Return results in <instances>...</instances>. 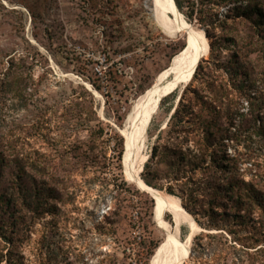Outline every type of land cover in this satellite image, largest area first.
I'll use <instances>...</instances> for the list:
<instances>
[{"label": "rangeland", "instance_id": "1", "mask_svg": "<svg viewBox=\"0 0 264 264\" xmlns=\"http://www.w3.org/2000/svg\"><path fill=\"white\" fill-rule=\"evenodd\" d=\"M182 1V11H177L181 20L202 32L209 46L217 38L222 41L218 52L210 58L209 51L200 60L204 62L197 76L162 98L152 111L139 177L145 185L177 198L184 209L176 183L163 176L173 172L184 177L187 168L178 161L193 162L201 157L202 171L185 185L198 190L200 202L195 209H184L197 225L184 264H264V253L255 252L264 251V243L246 247L251 234L264 230L259 210L211 228L200 214L208 211L211 216L215 211L210 210L208 201L220 198L215 189L226 182L225 173L233 176L238 171L241 179L249 182L259 174L255 165L264 163V142L255 132L256 110L264 99V47L258 38L252 39L248 24H233L232 20L235 8L264 11V0ZM188 3L195 6L191 20L187 18L191 11ZM199 4L215 21L209 36L196 11ZM206 14L201 17L209 16ZM250 38L253 45L245 52H236L235 42L241 45L239 42ZM186 41L192 45L184 32L170 36L159 28L149 0H0V150L15 154L12 160L27 171L37 158L71 154V148L82 149V143L95 145L106 166L107 160L114 162L117 151L123 150L121 174L126 186L120 196L114 197L112 185L107 188V177L116 175V170L95 175L91 170L74 173V182L67 189L71 201L60 213L58 223L50 217L36 223L24 249L25 264H36L37 242L52 227L57 231L54 242L61 247L54 246L58 253L54 264H63L59 263L62 254L69 250L74 264H104L108 256L115 257L117 264L123 262V241L141 233L133 226L129 233L124 232L140 207H149L147 197L151 196L125 177L126 142L121 130L129 126L134 104L153 86L158 74L168 69L176 55L193 51L186 48ZM172 115L175 119L171 120ZM179 121L186 127L202 121L211 127L212 135L193 139V134L184 138L181 134L180 143L162 155L158 171L152 169V147H163L167 133ZM146 163L148 169L144 168ZM260 174L264 177V172ZM168 186L174 195L167 192ZM118 203L124 223L115 241L107 226L97 227ZM153 209L152 225L145 235L157 246L145 264H150L165 237L153 220ZM162 218L174 232L171 214L163 210ZM177 231L180 241L190 233L184 222ZM141 252L137 248L126 264H138Z\"/></svg>", "mask_w": 264, "mask_h": 264}, {"label": "trees", "instance_id": "2", "mask_svg": "<svg viewBox=\"0 0 264 264\" xmlns=\"http://www.w3.org/2000/svg\"><path fill=\"white\" fill-rule=\"evenodd\" d=\"M170 4L176 11H182V0H171ZM202 6V4H199V6L196 7V11L200 14V22H202L205 28L206 35L209 36V28L214 27L215 21L212 20V14H206L203 11ZM190 7L191 11L187 14L189 20L192 19L193 11L195 10L193 3L190 4ZM205 14L209 16L204 18L201 17ZM232 20L233 24H248L253 32L254 37H252V39L255 37L258 38L257 40L261 41L260 45L264 47V11L262 9L252 7L240 11V8H235ZM250 40L251 38L246 43L242 41L239 42L241 45L237 44L238 41H234L237 47L236 52H240L241 50L245 52L247 47L253 45L249 43ZM221 41L220 38H217L210 45V58L214 52H218L220 48L218 44ZM242 56H244V53ZM203 62L204 61L199 62L193 76L194 78L195 75L197 76V71L201 68ZM247 63L250 65L251 62L248 60ZM176 111L177 110H175V113ZM256 112L258 118L256 123L258 126L255 132L264 142V99H262ZM170 119H175V116L172 115ZM177 124L175 129L167 133L166 139L162 143L163 147L160 145L152 147V169L158 171L160 163H162V155L170 151L169 149L171 147L175 148L176 144L180 143L181 134L183 138L186 135L193 134V139L197 136L199 139L201 137L206 139L212 135L211 127L209 125L204 126L202 121L198 126L193 124L186 127L182 124V121L177 122ZM82 146V149L71 148V154L69 152H63L58 156L49 157L47 159L44 158L39 160V158H37L36 161L30 163V169L29 167L27 168L28 171L26 167L20 166L17 161L12 160L15 154H10L3 149L0 150V264H25L24 249L27 247L28 239L36 223L45 217H50L54 224L58 223L57 219L60 213L67 203L71 201V198L67 197V189H69L74 182V173L91 170L95 175L106 169L108 172L116 170V175L111 174L110 178L107 177V188L109 185H112L114 197L120 196L123 188L126 186V182L121 174L122 148L117 151V154L113 157L115 161L110 162L107 160L106 166V164L102 163L105 158L102 156L101 151H95V145L88 146V144L82 143ZM202 162L203 159L201 157L199 160L193 162L185 161V159L182 158L178 161V164L187 168L183 171L184 177L176 174L173 175V172L164 173L165 177L163 176V178L169 180V182L176 183L181 193V199H183L182 205L184 209L188 211L191 210V207L193 209L197 208L200 201L196 196L198 190L187 188L185 185L191 184L196 172L200 173L202 171ZM149 167L150 165L148 163L144 166L145 169ZM255 168H257L259 174L253 175L249 182H244L241 179L242 175L238 171H236L233 176H229L225 173L226 182L223 185H218L215 189L218 191V194H220V198L215 200L210 199L208 201L210 210L215 211L211 216L208 211H201L200 213L205 219L207 227H218L220 222H228L229 219H231V222L233 219H241L243 214H252L255 209L259 210L262 218H264V177L260 174L264 172V163L262 165L256 164ZM176 172L178 173L179 170ZM98 176L99 175L95 176V178H99ZM147 185L149 184L147 183ZM166 190L169 194H173L171 186H168ZM64 198L66 199L64 200ZM223 198L228 200L223 202ZM147 199L149 207L146 209L140 207L141 209L135 217V221L130 225L128 224L124 232L129 233L130 228L133 226L137 227L141 233L138 237L133 236L131 240L125 239L123 241L124 260L121 264H126L125 260L133 257V252L136 251L137 248L138 252L142 250V258H138L137 263L145 264L157 246L156 242L145 235V233L148 232V225H152L151 212L154 208L153 199L149 197H147ZM112 210L107 213V216L102 219L97 228L107 226L110 234L114 237L113 240L116 241L118 239L116 234L119 227H122L124 223L123 219L120 217L122 211L121 203H118V207ZM231 210L234 211L232 215L230 213ZM217 217L218 220L216 221L215 219ZM52 228L53 229L43 233L37 242V252L35 254L36 264H41V262L42 264H54L57 260L58 253L55 252L54 246L57 245V249L59 250H61V247L54 242L57 231L54 229L55 227ZM249 240L251 242H249L246 247H253L259 243H264V230L260 233L251 234ZM61 243L64 244L62 241ZM128 245L132 246L131 249L126 247ZM258 250L255 251L257 254L264 253V251ZM139 254L140 253H138L137 256H139ZM59 263L74 264L73 252L70 250L64 252L62 254V261H59ZM117 263L119 262L115 257L109 258L108 256L104 260V264Z\"/></svg>", "mask_w": 264, "mask_h": 264}, {"label": "bare ground", "instance_id": "3", "mask_svg": "<svg viewBox=\"0 0 264 264\" xmlns=\"http://www.w3.org/2000/svg\"><path fill=\"white\" fill-rule=\"evenodd\" d=\"M151 14L159 28L167 35L184 32L192 45L187 42L186 51L176 55L170 62L168 69L162 71L155 79L153 86L148 89L134 104L132 114L128 117L129 126L121 133L125 138L123 155V171L128 181L134 183L140 190L147 191L154 201V222L165 233L164 241L156 249L150 264H184L189 254L192 234L197 225L191 216L182 208L179 200L145 185L139 175L142 171L145 155L143 154L144 140L152 111L162 98L176 91L185 82H189L195 73L199 61L207 57L210 46L207 37L202 32L194 30L181 15L173 9L169 0H149ZM170 14L174 16L171 17ZM145 153V152H144ZM171 214L175 231L163 220L162 211ZM187 223L190 233L185 240L180 241L177 228L181 223Z\"/></svg>", "mask_w": 264, "mask_h": 264}, {"label": "water", "instance_id": "4", "mask_svg": "<svg viewBox=\"0 0 264 264\" xmlns=\"http://www.w3.org/2000/svg\"><path fill=\"white\" fill-rule=\"evenodd\" d=\"M200 62V61H199ZM198 66V65H197ZM141 191H143V190H141ZM143 192H146L147 194H149L151 197H152V195L149 193V192H147V191H143ZM153 220H154V212H153Z\"/></svg>", "mask_w": 264, "mask_h": 264}]
</instances>
